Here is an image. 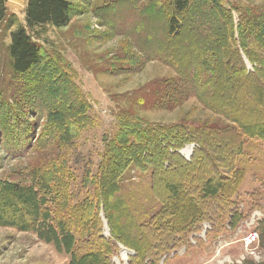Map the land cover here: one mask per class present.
<instances>
[{
    "label": "trees",
    "instance_id": "1",
    "mask_svg": "<svg viewBox=\"0 0 264 264\" xmlns=\"http://www.w3.org/2000/svg\"><path fill=\"white\" fill-rule=\"evenodd\" d=\"M7 1L0 0V22H9ZM156 1L165 8V60L177 67L181 77L177 89L166 92V99L181 104L194 96L226 124L140 125L122 113L120 117L127 119L121 122L118 136L106 141L93 191L76 204L70 193L72 175L62 170L54 152L47 151L61 149L59 144L86 126L91 104L88 98L84 104L79 101L72 83L59 84L51 93L48 87L55 77L37 80L39 68L49 62L37 29L67 27L73 15L71 0H28L26 25L11 33L8 51L14 74L32 76L31 82L39 84L34 83L37 96L46 92L40 107L54 110L35 145L29 139L35 135L26 129L10 134L17 148L37 147L39 153L31 183L22 188L29 201L19 198L22 214L14 211L15 202L12 208L5 207L40 240L66 252L70 264H115L120 246L134 252L129 264H160L164 257L190 246L204 223L220 234L235 232L246 219L237 200L244 179L237 160L244 136L264 141V11L242 10L224 0ZM247 60L256 65L254 71ZM52 68L57 69L55 64ZM29 96L34 100V95ZM191 144L199 148L187 160L180 151ZM129 167L149 177L158 210L132 208L120 183ZM251 195L262 201L256 193ZM102 212L110 238L105 236ZM260 232L264 241V227Z\"/></svg>",
    "mask_w": 264,
    "mask_h": 264
},
{
    "label": "rangeland",
    "instance_id": "2",
    "mask_svg": "<svg viewBox=\"0 0 264 264\" xmlns=\"http://www.w3.org/2000/svg\"><path fill=\"white\" fill-rule=\"evenodd\" d=\"M27 1L8 0L9 22H0V264H70L71 257L66 252L40 240L34 232L23 227L19 215L12 217L13 214L7 213L10 209L5 207L7 204L12 208L15 202L14 211L19 209L22 214L19 198L23 202L29 201L22 188L31 183V168L39 153L37 147L17 148L18 142L10 134L19 131L17 129H26L29 135H35L34 140L29 138L35 145L39 135L47 129L48 117L54 110L40 107L46 92L37 96L39 84L31 82L32 76H17L11 67L8 51L11 33L18 26L26 25ZM71 2L73 15L67 27L37 29L39 43L50 62L49 66V62L44 65V69L39 68L37 80L41 76L55 77L48 87L51 93L60 85L72 83L79 101L84 104L88 98L91 104L86 111V126L76 131L74 138L59 144L61 149L47 151L48 154L54 152L53 158L62 170L72 175L70 193L76 204L93 191L106 141L118 136L121 122L127 119V116L120 117L122 113L137 119L140 125L215 126L226 122L194 96L181 104L166 99V92L173 93L181 77L177 67L165 60L166 52L162 49L167 38V25L161 2ZM224 3L242 10L264 11V0H224ZM233 15L238 18L237 11ZM11 22L14 23L12 26ZM54 64L57 69L52 68ZM246 64L250 71L256 68L248 60ZM29 95H34V100ZM243 139V153L237 165L244 179L237 200L246 219L235 232L220 234L215 233L209 223H204L202 231L191 238L190 246L164 257L160 264H264V241L260 232L264 227V141L247 136ZM196 148H199L197 144L187 145L180 153L190 160ZM120 183L132 208L143 211L160 208L149 190L147 175H139L137 170L129 167ZM253 193L257 198L262 197V201L257 198L254 201ZM101 216L105 236L110 238V228L103 212ZM24 218L28 219L26 215ZM249 232H258L260 236L251 250L243 244ZM120 248L114 263L129 264L134 252L123 246Z\"/></svg>",
    "mask_w": 264,
    "mask_h": 264
},
{
    "label": "built area",
    "instance_id": "3",
    "mask_svg": "<svg viewBox=\"0 0 264 264\" xmlns=\"http://www.w3.org/2000/svg\"><path fill=\"white\" fill-rule=\"evenodd\" d=\"M258 232H249L243 239V244L247 250H251L259 242Z\"/></svg>",
    "mask_w": 264,
    "mask_h": 264
}]
</instances>
